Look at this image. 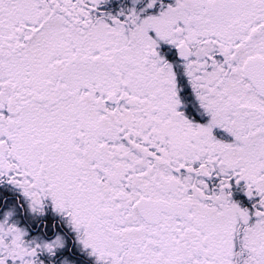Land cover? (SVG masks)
<instances>
[{
    "label": "snow or ice",
    "instance_id": "6c2138e0",
    "mask_svg": "<svg viewBox=\"0 0 264 264\" xmlns=\"http://www.w3.org/2000/svg\"><path fill=\"white\" fill-rule=\"evenodd\" d=\"M0 264H264V0H0Z\"/></svg>",
    "mask_w": 264,
    "mask_h": 264
}]
</instances>
